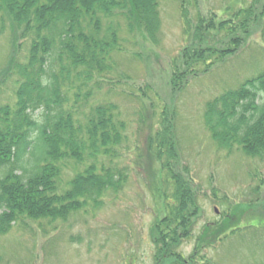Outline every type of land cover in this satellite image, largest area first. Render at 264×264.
Returning a JSON list of instances; mask_svg holds the SVG:
<instances>
[{
	"label": "rangeland",
	"instance_id": "obj_1",
	"mask_svg": "<svg viewBox=\"0 0 264 264\" xmlns=\"http://www.w3.org/2000/svg\"><path fill=\"white\" fill-rule=\"evenodd\" d=\"M241 9H252L254 19L248 34L236 33L235 53L186 67V49L223 50L230 40L206 29L202 42L195 40L198 19L219 24ZM159 11L157 44L143 32L130 33L122 17L103 20L105 29L120 27L113 70L99 89L93 86L92 98L75 105L73 97L68 104L80 117L99 104L117 106L128 138L112 161L127 174L124 188L67 220L25 219L0 235V264H156L154 225L166 215L175 188L149 154L146 138L164 107L174 127V170L188 182L197 210L177 252L186 264H264V156H249L238 146L219 148L204 120L209 102L264 73V0H161ZM15 37L10 20L0 14V105L13 104L9 66L28 50L27 44L19 50ZM83 169L70 162L62 187L68 189ZM175 261L164 257L159 263Z\"/></svg>",
	"mask_w": 264,
	"mask_h": 264
},
{
	"label": "trees",
	"instance_id": "obj_2",
	"mask_svg": "<svg viewBox=\"0 0 264 264\" xmlns=\"http://www.w3.org/2000/svg\"><path fill=\"white\" fill-rule=\"evenodd\" d=\"M160 1L0 0L2 21L10 20L18 49L28 45L25 58L16 57L9 66L7 77L16 88L13 104L0 105V235L25 219L67 220L89 206L100 207L110 192L124 188L127 174L112 161L128 138L117 106L99 104L80 117L68 104L73 97L75 105L92 98L93 86L99 89L113 70L120 27L105 29L103 20L122 17L130 33L143 32L157 44ZM182 14L190 29L183 5ZM253 19L252 9H241L219 24L212 19L206 26L199 18L195 40L202 42L207 30L225 33L230 40L223 50L186 49L185 66L233 55L240 46L236 33L248 34ZM204 120L219 148L238 146L249 156L263 157L264 73L209 102ZM150 129L147 150L175 188L166 215L154 225L156 264L164 257L186 264L177 251L189 237L197 210L188 182L174 170L178 156L167 107L157 129ZM70 162L84 169L65 190L61 176Z\"/></svg>",
	"mask_w": 264,
	"mask_h": 264
}]
</instances>
